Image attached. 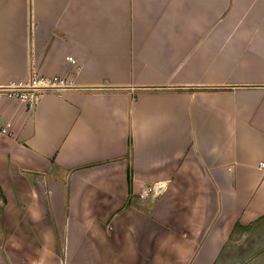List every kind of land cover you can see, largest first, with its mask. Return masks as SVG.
<instances>
[{
	"label": "crops",
	"instance_id": "0c3cea01",
	"mask_svg": "<svg viewBox=\"0 0 264 264\" xmlns=\"http://www.w3.org/2000/svg\"><path fill=\"white\" fill-rule=\"evenodd\" d=\"M34 70L73 86L0 98V264H264V0H0Z\"/></svg>",
	"mask_w": 264,
	"mask_h": 264
},
{
	"label": "built area",
	"instance_id": "2783aa9c",
	"mask_svg": "<svg viewBox=\"0 0 264 264\" xmlns=\"http://www.w3.org/2000/svg\"><path fill=\"white\" fill-rule=\"evenodd\" d=\"M72 86L73 81L69 77H43L34 70L29 79L25 81L11 84L0 82V98L24 103L33 109L45 93L62 91ZM261 167L264 168V163L261 164ZM152 193H154V188L150 187L144 190L140 197L146 199Z\"/></svg>",
	"mask_w": 264,
	"mask_h": 264
},
{
	"label": "water",
	"instance_id": "95a60500",
	"mask_svg": "<svg viewBox=\"0 0 264 264\" xmlns=\"http://www.w3.org/2000/svg\"><path fill=\"white\" fill-rule=\"evenodd\" d=\"M164 188V185H159L154 188V196L157 198L161 193V190Z\"/></svg>",
	"mask_w": 264,
	"mask_h": 264
}]
</instances>
